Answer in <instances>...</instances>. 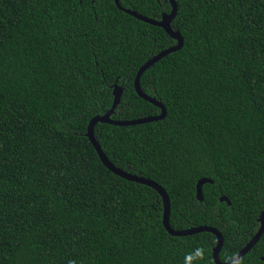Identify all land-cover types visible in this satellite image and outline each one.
<instances>
[{"label": "trees", "instance_id": "1", "mask_svg": "<svg viewBox=\"0 0 264 264\" xmlns=\"http://www.w3.org/2000/svg\"><path fill=\"white\" fill-rule=\"evenodd\" d=\"M175 1L183 47L139 82L165 118L97 123L94 137L115 167L164 189L171 228L221 233L227 263L264 209V0ZM119 3L156 20L171 11L169 0ZM176 43L115 0H0V264H215L214 234H168L158 192L111 172L86 136L114 83L112 119L160 114L134 79ZM262 257L264 232L236 264Z\"/></svg>", "mask_w": 264, "mask_h": 264}, {"label": "water", "instance_id": "2", "mask_svg": "<svg viewBox=\"0 0 264 264\" xmlns=\"http://www.w3.org/2000/svg\"><path fill=\"white\" fill-rule=\"evenodd\" d=\"M169 3L171 5L170 13L169 14L163 13L161 15V18L159 20H156V19L148 18V17L143 16L141 14H138L137 12L132 11L130 9H125V8L120 6L119 0H115V4L120 10L129 14L130 16L135 17L136 19H138L140 21H143V22H146L150 25H154V26L162 28L172 39H174L177 42L176 45L160 51L159 53H157L156 55H154L153 57L148 59L146 62H144L142 64V66L138 69L136 76H135V79H134V90H135L136 94L140 98L144 99L145 101H147V102L155 105L156 107H158L160 109V114L155 115V116H147L144 118H139V119H134V120L112 119L111 115L113 114L115 108L119 104L120 98H121L122 92H123V89L120 86H118L116 83H114L113 90H112L113 101H112V105H111L110 109L107 112H105L104 114L95 115L94 117H92L89 120L88 125H87L86 136H87L88 140L90 141V143L92 144V146L94 147V149L96 150V152H97L101 162L103 163V165L106 168H108L111 172H113L115 175H117V176H119L125 180L146 185V186H148V187H150V188H152L158 192V194L162 198L163 208H164L163 209L162 223H163V226H164V228L168 234H170L172 236H189V235H194V234L201 233V232H210V233L214 234L216 236V239H217V243H216L215 247L213 248V252H212V256H213V260H214L215 264H236L248 251H250L252 249V247L256 244V242L259 240L260 236L264 232V209L261 211V213L258 216L257 220L259 222V227H258L256 233L254 234V236L246 243V245L240 251H238V253L233 257V259L231 261H229L227 263H222L218 258L220 249H221L222 244H223V237H222L221 233H219L215 228L207 227V226H196V227H190V228L183 229V230H175V229L171 228L169 225V198H168L166 192L164 191V189L150 179H147V178L135 175V174L128 173V172L123 171L122 169H120L118 167H115L107 159L106 155L104 154V152L102 151L101 147L99 146L98 142L96 141V139L94 137V127L97 123H106V124L115 125V126H133V125H138V124H143V123L159 121V120H163L165 118V116H166L165 107L159 101H157L154 97H150V96L146 95L145 93H143V91L140 88L139 82H140V77L142 76V74L148 68H150L153 64H155L157 61H159L160 59H162L166 55H168L172 52H176L183 47L182 36L180 35V33L178 31H174L171 27V22L175 18L176 13H177V3L175 0H169ZM205 183H211V180L208 178H202V179H199L196 183V198L198 201L203 200L202 186ZM219 200L225 201V202H227V204H229V201L224 196H221ZM262 260H264V257H262Z\"/></svg>", "mask_w": 264, "mask_h": 264}]
</instances>
